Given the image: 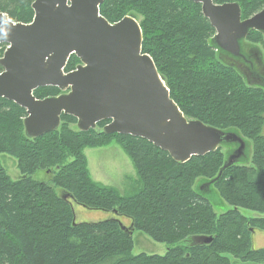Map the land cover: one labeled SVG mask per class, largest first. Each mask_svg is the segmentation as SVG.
I'll list each match as a JSON object with an SVG mask.
<instances>
[{"label":"trees","instance_id":"obj_1","mask_svg":"<svg viewBox=\"0 0 264 264\" xmlns=\"http://www.w3.org/2000/svg\"><path fill=\"white\" fill-rule=\"evenodd\" d=\"M33 1L0 0V12L28 24ZM215 2L238 3L242 20L264 7V0ZM99 13L109 23L141 16L142 52L153 60L170 98L185 117L237 132L250 146L249 158L213 181L233 146L177 163L144 139L103 133L108 121L80 132L76 120L64 115L56 131L28 139L25 109L0 99V156L14 158L19 172L12 180L0 163V264H233L231 258L264 264V248L252 247V234L264 232V89L247 85L230 57L214 48L215 32L191 0H104ZM245 40L243 52L264 46V36L256 31ZM4 48L0 45V54ZM77 64L70 56L64 71ZM60 93L44 87L33 95L43 99ZM110 142L122 149L135 171L137 186L130 193L88 176L83 150ZM37 171L47 173L53 186L34 180ZM211 181L210 191L232 209L217 214L200 194L199 186ZM55 188L73 200L62 199ZM73 204L128 219L135 231L166 245V253L132 255L133 239L120 221L76 223ZM239 209L257 216H244ZM203 238L211 241L194 245L193 239Z\"/></svg>","mask_w":264,"mask_h":264},{"label":"water","instance_id":"obj_2","mask_svg":"<svg viewBox=\"0 0 264 264\" xmlns=\"http://www.w3.org/2000/svg\"><path fill=\"white\" fill-rule=\"evenodd\" d=\"M103 1L34 0L33 18L28 24L14 22L0 12V45L6 46L0 56V99L25 109L24 135L35 139L56 131L64 115L76 120L75 127L80 132L108 121L102 127L103 133L144 139L177 163L233 146L213 181L242 159L246 163L248 145L237 132L220 130L183 115L170 98L153 60L142 52L136 18L126 16L109 23L99 13ZM191 1L200 5L203 17L215 32L211 38L214 48L245 62L242 42L249 32L264 36V7L242 20L236 2ZM248 49L264 65L260 52ZM72 55L78 64L65 72ZM237 70L243 79L247 78L249 86L256 87L257 80ZM257 82L264 89V82ZM44 87L57 88L61 93L37 99L33 92ZM213 181L199 186L201 195L210 192ZM61 198L73 200L67 193ZM120 227L132 236V223L130 227L120 223ZM193 240L194 245H200L211 238Z\"/></svg>","mask_w":264,"mask_h":264},{"label":"rangeland","instance_id":"obj_3","mask_svg":"<svg viewBox=\"0 0 264 264\" xmlns=\"http://www.w3.org/2000/svg\"><path fill=\"white\" fill-rule=\"evenodd\" d=\"M142 20L143 18L139 16L137 20L138 24ZM258 47L260 49H258ZM251 48L255 51L260 52L263 62H264L263 44H258V46L252 45ZM256 57H258V55H256ZM229 59L231 60L232 58L230 57ZM229 59L227 57H223V60L225 63H230L231 61ZM227 61H230V62H227ZM235 63H237L236 60H235ZM257 65L260 66V63H258ZM235 66L237 69H239L237 65ZM260 68H262L261 74L263 75H257L259 78L257 81L264 82V65L261 64ZM242 71L244 72L243 69ZM244 81L247 85H250L245 76H244ZM257 81L254 83V85L256 87H260ZM71 128H75V127L71 126ZM262 134L264 135V126L262 130ZM249 149H250V146L248 150ZM224 151H225V148L221 149V152L224 153ZM83 154L86 158L88 176L92 181L101 183L102 185L114 187L121 194L127 193V192L130 193L134 190V188H136L137 177L133 169V166L131 164V161L126 156V154L122 151V149L118 147L114 142H110L109 144L103 147H99V148H86L83 150ZM0 163L2 167L5 169L7 175L12 180H16L19 178V172L16 168V160L14 158L8 155H1ZM32 178L34 180L44 181L50 184L51 186H53L50 182V177L45 172L37 171L33 175ZM55 192L60 196L62 195V192L60 189L55 188ZM203 196L209 200V202L213 206L214 211L217 214H220L227 210L232 209V207L225 204L223 201L219 199L218 195L216 194L213 188L211 189L210 192L203 193ZM72 210L74 214L73 219L76 223H87V222H97V221H103V220H109V219H117L118 221H120V223H122L126 227H130L131 225L128 219L123 218V217H117L111 212L86 209L76 204L72 205ZM239 212L242 215L247 216V217L257 216V214H255L254 212H251L245 209H239ZM131 237L134 243L132 255H139L141 253H145L148 255L162 256L167 251L166 245L155 243L154 241L149 239L146 235H144L141 232L134 230L132 232ZM252 247L253 249L254 248L255 249L264 248V232L257 230L252 234ZM231 261L233 264H249V263H241L232 258H231Z\"/></svg>","mask_w":264,"mask_h":264},{"label":"flooded vegetation","instance_id":"obj_4","mask_svg":"<svg viewBox=\"0 0 264 264\" xmlns=\"http://www.w3.org/2000/svg\"><path fill=\"white\" fill-rule=\"evenodd\" d=\"M1 45L6 48V46L4 44H1ZM1 54H0V56H1ZM254 55L255 54H253V52L251 50L247 49L246 52H245V58H246V61L245 62H243L241 60H237V63H235V60H233V59H231V60L233 61V63L235 65H237V67L239 68V70H242L243 69L244 72L247 75L251 76V78H254L255 80H258V76L257 75H261L262 68H260L261 63L258 62V59L257 58H254ZM251 59H253L254 62L253 63H247L248 61H251ZM258 63H260V66L257 65Z\"/></svg>","mask_w":264,"mask_h":264}]
</instances>
